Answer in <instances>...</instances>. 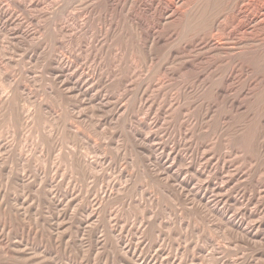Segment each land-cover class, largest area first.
<instances>
[{
  "label": "rangeland",
  "instance_id": "rangeland-1",
  "mask_svg": "<svg viewBox=\"0 0 264 264\" xmlns=\"http://www.w3.org/2000/svg\"><path fill=\"white\" fill-rule=\"evenodd\" d=\"M0 264H264V0H0Z\"/></svg>",
  "mask_w": 264,
  "mask_h": 264
},
{
  "label": "bare ground",
  "instance_id": "bare-ground-1",
  "mask_svg": "<svg viewBox=\"0 0 264 264\" xmlns=\"http://www.w3.org/2000/svg\"><path fill=\"white\" fill-rule=\"evenodd\" d=\"M262 6V5H261ZM258 9H260V8H258ZM261 11H262V9H260ZM245 12V11H244Z\"/></svg>",
  "mask_w": 264,
  "mask_h": 264
}]
</instances>
